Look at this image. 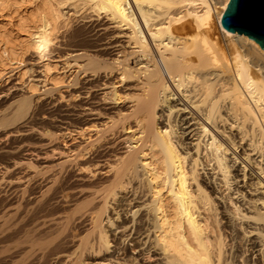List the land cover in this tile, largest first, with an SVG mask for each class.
<instances>
[{
    "label": "bare ground",
    "instance_id": "6f19581e",
    "mask_svg": "<svg viewBox=\"0 0 264 264\" xmlns=\"http://www.w3.org/2000/svg\"><path fill=\"white\" fill-rule=\"evenodd\" d=\"M228 1L0 0V75L56 52L83 97L49 115L100 126L5 167L0 264H264V49L221 25Z\"/></svg>",
    "mask_w": 264,
    "mask_h": 264
},
{
    "label": "rangeland",
    "instance_id": "374dc122",
    "mask_svg": "<svg viewBox=\"0 0 264 264\" xmlns=\"http://www.w3.org/2000/svg\"><path fill=\"white\" fill-rule=\"evenodd\" d=\"M219 31L222 32L221 28ZM57 42L58 40L52 47L53 49L56 48ZM47 61L49 67H45ZM24 62L27 64L22 75H19L17 70L8 72L6 77H3V74L0 75V177L6 166L10 170L7 176L18 173L14 177H28L29 146L36 147L39 143H46L48 137L44 134H48L50 128L58 134V139L50 147H46L47 150H53V153L48 151L46 155H42L40 162L53 163L71 159L78 147L93 139L96 136V129L100 128V126L93 127L98 122L85 121L81 125L84 134H79V129L70 128L69 131L60 129L59 121L54 116L51 117L46 108V102L52 103L53 108L72 107L81 102L80 99L83 96L78 95L77 89L72 85L73 75L76 71V66L72 62L67 63L63 57H58L56 52L51 53L50 60L29 54L24 58ZM117 86L120 89V83H117ZM121 102L122 100L119 101V103ZM130 132L131 130H128V133ZM29 142L36 144L29 145ZM16 144H23L21 152H24V155L14 151ZM87 157L88 154L84 158ZM14 162H17V165L14 166ZM104 172L105 169H102L96 171L95 174L102 175ZM86 175L87 172L83 170L78 173V176ZM3 181L0 180L1 201L7 195L4 194L8 189L5 186L6 182ZM23 181L17 184L15 182L13 185L21 188L27 184L25 178ZM242 247L239 254L243 253V257H239L241 262L238 263L261 264L258 263V259L246 255L248 251L245 252ZM244 260L246 262H243Z\"/></svg>",
    "mask_w": 264,
    "mask_h": 264
},
{
    "label": "water",
    "instance_id": "95a60500",
    "mask_svg": "<svg viewBox=\"0 0 264 264\" xmlns=\"http://www.w3.org/2000/svg\"><path fill=\"white\" fill-rule=\"evenodd\" d=\"M220 23L229 31L255 40L264 49V0H229Z\"/></svg>",
    "mask_w": 264,
    "mask_h": 264
},
{
    "label": "snow or ice",
    "instance_id": "6c2138e0",
    "mask_svg": "<svg viewBox=\"0 0 264 264\" xmlns=\"http://www.w3.org/2000/svg\"><path fill=\"white\" fill-rule=\"evenodd\" d=\"M41 50H43V49H41Z\"/></svg>",
    "mask_w": 264,
    "mask_h": 264
}]
</instances>
